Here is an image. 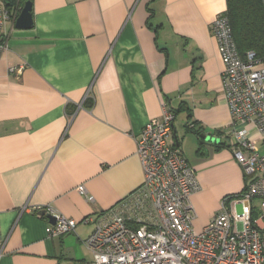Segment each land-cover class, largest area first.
<instances>
[{"label":"crops","instance_id":"1","mask_svg":"<svg viewBox=\"0 0 264 264\" xmlns=\"http://www.w3.org/2000/svg\"><path fill=\"white\" fill-rule=\"evenodd\" d=\"M31 1L33 26L9 22L0 36V264H89L95 223L83 219L141 186L137 137L164 106L201 185L191 200L202 230L246 183L211 31L226 0ZM188 122L216 141L200 153L198 133L183 135ZM38 206L74 219L75 231L50 236Z\"/></svg>","mask_w":264,"mask_h":264},{"label":"built area","instance_id":"2","mask_svg":"<svg viewBox=\"0 0 264 264\" xmlns=\"http://www.w3.org/2000/svg\"><path fill=\"white\" fill-rule=\"evenodd\" d=\"M21 9H10L0 0V36L7 23L15 24ZM211 31L224 63L233 154L246 178L244 190L225 197L210 223L195 229L191 198L201 185L173 138L175 112L164 106L163 115L150 120L137 137L144 170L141 186L100 216L83 219L95 223L85 240L93 253L89 264H264V153L259 147L264 143V56L254 51L240 54L224 14L214 19ZM8 47L2 38L0 53ZM78 191L94 199L83 184ZM255 200L262 213L258 217ZM43 209L56 218L48 226L50 236L75 231L74 219L51 206H38L35 212Z\"/></svg>","mask_w":264,"mask_h":264},{"label":"trees","instance_id":"3","mask_svg":"<svg viewBox=\"0 0 264 264\" xmlns=\"http://www.w3.org/2000/svg\"><path fill=\"white\" fill-rule=\"evenodd\" d=\"M6 7L22 8L27 0H3ZM227 9L222 14L226 15L231 23L234 40L241 55L254 51L256 56H264V0H226ZM175 112V111H174ZM194 122H188V130H195ZM199 137V152L203 144L201 133Z\"/></svg>","mask_w":264,"mask_h":264},{"label":"water","instance_id":"4","mask_svg":"<svg viewBox=\"0 0 264 264\" xmlns=\"http://www.w3.org/2000/svg\"><path fill=\"white\" fill-rule=\"evenodd\" d=\"M33 24H34V21H33V11H32V1L27 0L24 3V5H23V7H22V9H21L16 21H15V26L17 28H20V29H26V28H31L33 26ZM201 136H202V138L206 139L205 134H202ZM214 140H215L214 138L209 137L208 141L213 143ZM40 214L47 216L49 218L50 223H52V224L56 223L55 216L52 215L51 213H49L46 209L41 210Z\"/></svg>","mask_w":264,"mask_h":264},{"label":"rangeland","instance_id":"5","mask_svg":"<svg viewBox=\"0 0 264 264\" xmlns=\"http://www.w3.org/2000/svg\"><path fill=\"white\" fill-rule=\"evenodd\" d=\"M185 128V127H184ZM183 135H186V137H187V139H186V141H187V143H190V137H195L196 139H197V136L196 135H193L189 130L187 131V129L185 128V130H184V132H183ZM194 139V138H193ZM205 140V142H207V144H210V143H212V142H209L208 140H209V135H206V139H204ZM195 141H193L192 142V144H191V147L193 148L194 146H195ZM259 147H260V149H261V152L262 153H264V143H262V142H260L259 143ZM211 150V149H210ZM213 153V152H212ZM190 156H192L191 154H189ZM254 205H255V207H256V214H255V216L256 217H258V216H260L262 213H261V211L259 210V202L257 201V200H255V203H254ZM243 215V213H242V210H241V208L239 209V217H241Z\"/></svg>","mask_w":264,"mask_h":264}]
</instances>
